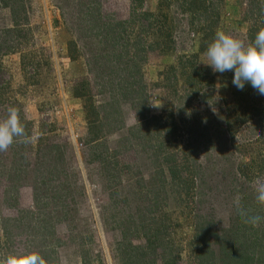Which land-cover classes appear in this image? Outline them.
<instances>
[{
  "label": "rangeland",
  "instance_id": "374dc122",
  "mask_svg": "<svg viewBox=\"0 0 264 264\" xmlns=\"http://www.w3.org/2000/svg\"><path fill=\"white\" fill-rule=\"evenodd\" d=\"M5 1L0 264H264V0Z\"/></svg>",
  "mask_w": 264,
  "mask_h": 264
},
{
  "label": "trees",
  "instance_id": "16d2710c",
  "mask_svg": "<svg viewBox=\"0 0 264 264\" xmlns=\"http://www.w3.org/2000/svg\"><path fill=\"white\" fill-rule=\"evenodd\" d=\"M137 1V0H136ZM174 1V0H173ZM197 1L198 0H175L174 1V3L176 2H179V5H178V7L180 8V12L181 13H184V14H192L191 16H190V19L192 18V16H193V13H194V11H195V9L197 8L196 6V3H197ZM4 4L3 5H6L7 4V2L4 0V2H3ZM211 4V3H210ZM162 3L160 4V5H158V11L156 12V14H152V13H148V12H143L144 13V16L145 17H155V15L157 16L156 18H161V19H163V20H165V18L167 17V13H165V11H164V9H163V7H162ZM169 6L170 5H167V6H165V8L168 10L169 9ZM136 7H133V9H135ZM14 13H16V11L15 12H13V14ZM142 13V14H143ZM161 14V15H160ZM22 18V17H21ZM170 19H172V18H170ZM23 20L25 21L26 19H25V17L23 18ZM155 20V19H154ZM156 21H157V19H156ZM164 24H165V22L164 23H162L161 25V27H164ZM120 26H123V22L121 21H118L117 23H116V25H115V27L114 28H118V27H120ZM113 28V29H114ZM161 30V29H160ZM170 30V28H168L167 27V29L164 31V33L162 34V36L164 37L163 39L165 40V41H171L172 40V36H171V32L169 31ZM162 39V40H163ZM151 43H148L147 44V47H151ZM8 49V48H7ZM6 49V51H4V50H2V51H0V54H5V52H7L8 50ZM0 50H1V46H0Z\"/></svg>",
  "mask_w": 264,
  "mask_h": 264
},
{
  "label": "crops",
  "instance_id": "0c3cea01",
  "mask_svg": "<svg viewBox=\"0 0 264 264\" xmlns=\"http://www.w3.org/2000/svg\"><path fill=\"white\" fill-rule=\"evenodd\" d=\"M15 56H16V52L9 53V54H3L0 56V60H5V58H9V59H11L13 57L15 58ZM27 109H28V107H26V108L23 107V112H24V115L26 116V118L28 117V113H27L28 110Z\"/></svg>",
  "mask_w": 264,
  "mask_h": 264
}]
</instances>
